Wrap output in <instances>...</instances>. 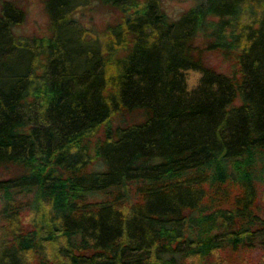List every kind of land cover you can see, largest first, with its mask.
Returning a JSON list of instances; mask_svg holds the SVG:
<instances>
[{
	"label": "trees",
	"instance_id": "16d2710c",
	"mask_svg": "<svg viewBox=\"0 0 264 264\" xmlns=\"http://www.w3.org/2000/svg\"><path fill=\"white\" fill-rule=\"evenodd\" d=\"M43 2L0 1V264H264V0Z\"/></svg>",
	"mask_w": 264,
	"mask_h": 264
},
{
	"label": "rangeland",
	"instance_id": "374dc122",
	"mask_svg": "<svg viewBox=\"0 0 264 264\" xmlns=\"http://www.w3.org/2000/svg\"><path fill=\"white\" fill-rule=\"evenodd\" d=\"M16 1L23 4L27 10L26 18L17 26V30L22 33L44 31L46 29L48 15L45 11L43 0ZM195 1L197 0H161L162 5L173 15H177L183 8L193 4ZM90 6V8L79 10L78 15L90 26H94L96 29L94 31H97V28L102 25L105 19L112 16L113 13L107 7L98 6L97 3H93ZM208 60L211 63L217 64L220 68H227V61L223 60L217 53L210 52L208 54ZM196 75L197 73H194L193 76ZM2 175H6V173L0 168V176Z\"/></svg>",
	"mask_w": 264,
	"mask_h": 264
}]
</instances>
